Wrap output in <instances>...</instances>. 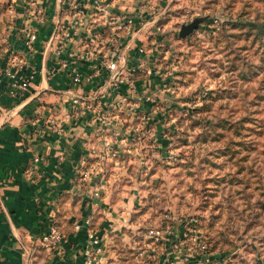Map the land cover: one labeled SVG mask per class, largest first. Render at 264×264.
I'll return each instance as SVG.
<instances>
[{
  "label": "rangeland",
  "instance_id": "1",
  "mask_svg": "<svg viewBox=\"0 0 264 264\" xmlns=\"http://www.w3.org/2000/svg\"><path fill=\"white\" fill-rule=\"evenodd\" d=\"M18 1L0 0V63L18 26ZM164 3L163 30L151 32L160 39L159 74L139 94L147 119L130 122L121 153L97 156L94 173L114 180L111 192H91L110 194L106 205L117 212L104 227L108 255L137 264L132 230L170 225L177 257L194 250L202 258L203 242L211 264H264V0Z\"/></svg>",
  "mask_w": 264,
  "mask_h": 264
},
{
  "label": "crops",
  "instance_id": "2",
  "mask_svg": "<svg viewBox=\"0 0 264 264\" xmlns=\"http://www.w3.org/2000/svg\"><path fill=\"white\" fill-rule=\"evenodd\" d=\"M38 2L45 12L41 18H30L38 33L32 47L24 43V20L18 9V26L0 63V264H80L89 218L104 238L107 264H114L108 255L106 229L117 212L106 205L110 194L91 195L94 189L111 192L114 180L97 177L94 170L99 168L101 151L122 152L118 146L132 132L130 122L147 119L146 101L139 94L145 79L158 77L155 45L160 39L151 33L150 24L141 25L137 0H112L113 11L136 14L132 31L121 39L122 75L130 74L135 85L132 88L126 80L108 85L109 71L101 64L106 48L96 38L100 28L97 18L88 13L76 22L73 38L58 54L47 45V39L60 23L70 22L73 13L64 2ZM159 4L165 19L164 0ZM103 35L107 37L108 32ZM88 41L95 57L82 59L79 54L86 51ZM139 45L145 46L143 53L137 51ZM22 60L26 62L22 64ZM28 63L36 67L35 77L26 88L14 87V81L24 79ZM74 74L80 75L79 82L72 80ZM74 96L78 102L73 104ZM112 103L116 110L110 107ZM128 150L131 152L130 147ZM84 170L87 177L81 175ZM103 214L105 221L95 224ZM52 224L58 226L63 238L55 247H46L41 236ZM111 232L122 235L117 227ZM115 243L111 244L118 246Z\"/></svg>",
  "mask_w": 264,
  "mask_h": 264
},
{
  "label": "built area",
  "instance_id": "3",
  "mask_svg": "<svg viewBox=\"0 0 264 264\" xmlns=\"http://www.w3.org/2000/svg\"><path fill=\"white\" fill-rule=\"evenodd\" d=\"M64 2L71 9L73 17L70 22H62L54 28L51 35L47 39V45L54 47L55 53H60L65 46V42L73 38L76 32V22L83 20V17L89 13L91 17H96L100 28L96 32L97 43L106 48V52L102 56L101 64L109 71L108 85L116 86L121 81L126 80L132 88L135 85V79L129 74L122 75V68H124V61L122 55V42L121 39L130 34L132 25L135 23L134 19L136 14L128 11H113L112 0H57ZM160 0H137V15H139L142 26L150 24L154 33H160L162 29V22L164 20V8L159 4ZM20 9L23 18V40L27 47H32L37 38V29L31 25L30 18L38 15L39 18L45 12L44 6L38 0H19L17 2L16 11ZM104 31L108 32L107 37L103 35ZM92 42H87L86 51L79 54L82 59H92L95 57L92 51ZM139 53L144 52V46L139 45L136 47ZM26 60H22L24 64ZM138 63L143 67L141 56H138ZM132 70H136L133 66ZM37 72L36 67L28 63L26 67V74L21 83L14 81V87L26 88L29 82L35 77ZM10 76L14 77L10 71ZM72 80L74 82L80 81V75L74 74ZM78 102V97L72 98V103ZM116 110V104L110 105ZM102 119H107L104 114ZM107 148L109 144H106ZM108 153L115 154L113 149L108 148ZM88 171L81 172L83 177L88 176ZM99 194L98 189H94V195ZM87 238L86 243L82 248V261L80 264H107L105 258L106 247L104 238L98 234L95 229L89 226V219L86 220ZM176 234L175 230L170 226L149 225L142 233L135 232L129 241V247L137 264H153V259L158 258L157 264H211L207 253L205 252L206 244L199 243L202 258H194L199 253L191 250L188 255L190 258L177 257L179 245L174 241L173 235ZM63 234L60 229L52 224L48 230L41 236V241L46 247H55L60 244ZM195 247V245H194ZM153 262V263H150Z\"/></svg>",
  "mask_w": 264,
  "mask_h": 264
},
{
  "label": "water",
  "instance_id": "4",
  "mask_svg": "<svg viewBox=\"0 0 264 264\" xmlns=\"http://www.w3.org/2000/svg\"><path fill=\"white\" fill-rule=\"evenodd\" d=\"M197 23L198 22L194 20L189 23L183 24L179 30V35L184 36L187 33L191 32L194 29V27L197 26Z\"/></svg>",
  "mask_w": 264,
  "mask_h": 264
},
{
  "label": "trees",
  "instance_id": "5",
  "mask_svg": "<svg viewBox=\"0 0 264 264\" xmlns=\"http://www.w3.org/2000/svg\"><path fill=\"white\" fill-rule=\"evenodd\" d=\"M57 226V225H56ZM58 227V226H57Z\"/></svg>",
  "mask_w": 264,
  "mask_h": 264
}]
</instances>
